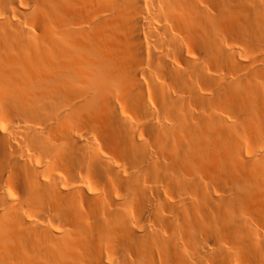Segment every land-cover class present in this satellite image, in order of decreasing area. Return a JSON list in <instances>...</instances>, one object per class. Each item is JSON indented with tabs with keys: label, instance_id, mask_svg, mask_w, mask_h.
Segmentation results:
<instances>
[{
	"label": "bare ground",
	"instance_id": "obj_1",
	"mask_svg": "<svg viewBox=\"0 0 264 264\" xmlns=\"http://www.w3.org/2000/svg\"><path fill=\"white\" fill-rule=\"evenodd\" d=\"M0 264H264V0H0Z\"/></svg>",
	"mask_w": 264,
	"mask_h": 264
}]
</instances>
